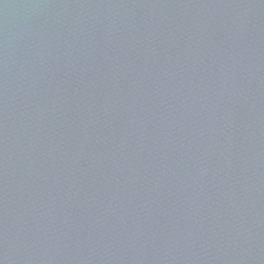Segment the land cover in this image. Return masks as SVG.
<instances>
[{
	"label": "water",
	"instance_id": "obj_1",
	"mask_svg": "<svg viewBox=\"0 0 264 264\" xmlns=\"http://www.w3.org/2000/svg\"><path fill=\"white\" fill-rule=\"evenodd\" d=\"M0 264H264V0H0Z\"/></svg>",
	"mask_w": 264,
	"mask_h": 264
}]
</instances>
